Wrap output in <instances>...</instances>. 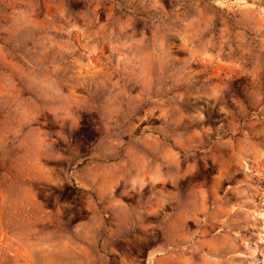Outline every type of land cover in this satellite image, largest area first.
<instances>
[{
    "label": "rangeland",
    "instance_id": "1",
    "mask_svg": "<svg viewBox=\"0 0 264 264\" xmlns=\"http://www.w3.org/2000/svg\"><path fill=\"white\" fill-rule=\"evenodd\" d=\"M264 0H0V264H264Z\"/></svg>",
    "mask_w": 264,
    "mask_h": 264
},
{
    "label": "bare ground",
    "instance_id": "2",
    "mask_svg": "<svg viewBox=\"0 0 264 264\" xmlns=\"http://www.w3.org/2000/svg\"><path fill=\"white\" fill-rule=\"evenodd\" d=\"M261 240L264 241V234L261 236Z\"/></svg>",
    "mask_w": 264,
    "mask_h": 264
}]
</instances>
